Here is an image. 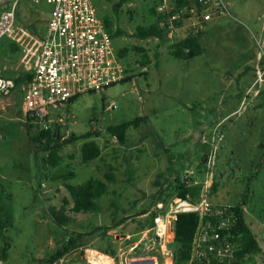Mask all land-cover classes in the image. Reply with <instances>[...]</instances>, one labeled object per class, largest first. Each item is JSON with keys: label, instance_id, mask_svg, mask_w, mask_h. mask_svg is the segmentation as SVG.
<instances>
[{"label": "rangeland", "instance_id": "rangeland-1", "mask_svg": "<svg viewBox=\"0 0 264 264\" xmlns=\"http://www.w3.org/2000/svg\"><path fill=\"white\" fill-rule=\"evenodd\" d=\"M92 1L102 18L109 16L114 31H124L114 39L113 46L117 52L127 49L122 58L127 79L103 92L84 93L67 107L65 136L94 132L91 138L100 144L102 155L84 163L83 140H74L61 151V168L74 171L71 183L97 177L107 181L110 191L98 201L99 212H74L63 180L54 178L56 169H44L42 158L46 153H36L25 125L20 92L6 97L8 103L0 108V223L6 222L7 227L5 238H0V264H40L39 260L50 258L69 234L100 226L115 244L116 257L97 248H85L54 264H91L90 249L109 256V264H131L142 258H155L156 264H166L168 260L173 264V258L163 253L164 242L155 227L156 216L165 215L175 196L166 190L164 197L168 200L155 203L153 195L161 189V183L166 189L167 181L173 180L178 170L182 179L190 171L203 179L213 136V183L218 186V174L221 192L235 201L253 178V195L245 219L264 249V166L257 172L264 149L251 146L264 143V110L258 111V102H264V71L249 69L258 62L264 70V37L260 33L264 0H225L232 16L214 19L219 20L206 33L203 53L192 59L173 55L174 40L136 35L138 27L154 23L153 10L158 0H126L119 13L113 11L119 0ZM18 10V25L31 29L35 35L45 30L50 5L22 0ZM20 56L18 44L3 36L0 75L17 77ZM251 79L257 94L255 89L243 91ZM130 120L139 121V126L128 130V143L123 145L107 128ZM98 131L99 136H95ZM204 135L207 141L203 140ZM111 170L115 181L106 178ZM66 199L65 214L72 220L60 225L52 208H61ZM153 210L157 212L155 225L142 228ZM123 218L126 220L116 225ZM174 227L165 236L172 252ZM99 233L85 234L83 242L106 244ZM252 261L249 258L245 262Z\"/></svg>", "mask_w": 264, "mask_h": 264}, {"label": "built area", "instance_id": "built-area-1", "mask_svg": "<svg viewBox=\"0 0 264 264\" xmlns=\"http://www.w3.org/2000/svg\"><path fill=\"white\" fill-rule=\"evenodd\" d=\"M21 1L0 0V39L7 35L21 48L19 68L26 76L21 86L24 121L43 128L64 126V130L71 99L103 92L122 82L127 68L92 0H31L36 5L51 6L45 30L38 35L17 24ZM156 14L166 37L174 43L203 33L215 18L232 16L225 0H158ZM16 90L15 78L0 75V101ZM215 140L213 136L210 141L212 149L205 161L203 179L195 171L183 177L188 185L201 186L199 196H175L165 215L156 216L155 231L164 242L167 258L174 255L165 240L167 232L173 230L178 213L193 212L199 216V224L189 264H232L237 260L232 235L237 223L234 204L213 200ZM159 206L163 207V203ZM249 258L255 259L254 264H264L260 253Z\"/></svg>", "mask_w": 264, "mask_h": 264}, {"label": "trees", "instance_id": "trees-1", "mask_svg": "<svg viewBox=\"0 0 264 264\" xmlns=\"http://www.w3.org/2000/svg\"><path fill=\"white\" fill-rule=\"evenodd\" d=\"M125 1L126 0H119L118 2L114 3L113 11L115 13H119ZM153 13L155 14L154 23H152L149 27H138L136 35L144 39L149 37L165 39L166 33L159 25L158 17L156 14V8L153 10ZM19 16L18 21L21 20ZM103 19L113 39L118 36H121L124 33L121 28H117L115 31L113 30V23L109 16H105L103 17ZM31 28L35 29V25L32 24ZM201 38L202 33L197 36H190L185 39H182L181 41L173 43L171 45V48L173 49V55L177 58L192 59L202 54L204 51V46L202 45ZM118 54L121 58H125V56L127 55V49H121L120 51H118ZM145 58L147 59L146 56ZM15 79L17 82V91H19L21 94V86L26 81V76L24 72L21 71L18 76L15 77ZM126 79L127 77H125L122 82H125ZM77 98L78 97H74L73 99H71L70 102L73 103ZM144 119L145 118H143V120ZM138 122L139 121L137 120L123 121L119 124L108 126L107 130L109 133L115 136L121 144L125 145L128 143V130L131 127H138ZM25 125L29 131L30 138L33 144L35 145V148L37 149L36 153L37 151H44L46 153V155L42 158L44 169H49L50 167L56 169V171L54 172V178L63 180L64 185L66 186L67 190L69 191L72 197V210L76 213L99 212L101 210V206L98 201L110 191L109 184L107 183V181L97 177H90L85 182L74 184L70 182V179L76 175L74 171L61 168V163L63 160L61 151L63 150V147L66 144L74 140H83L81 145V155L82 161L84 163H90L93 160L101 157L102 148L100 144L95 138H91L94 132L88 131L80 137L72 133L71 136L68 138L63 132L62 128L64 126L61 127L55 125L50 128H43L39 124H32L26 121ZM99 134L100 132L98 131L95 132L94 135L99 136ZM161 142L163 143V141ZM172 166L174 167V164ZM172 166L170 167L172 168ZM110 169L113 170V167L110 166ZM112 170L106 173V178L110 181H115V175L113 174ZM179 171L180 170L176 172L175 178L173 180L167 181L166 189H164V184L161 183V189L153 195L155 203H158L159 201L166 202L168 200L166 197H164L166 190L172 192L173 197L179 196L183 198L190 197L191 199H196L199 196L201 192V186L188 185L185 180L182 179L180 175H178ZM1 186L2 183L0 185V188H2ZM250 186V183H248L243 193L241 202L238 204H234V210L237 212V223L236 226L232 229V235L236 243L237 260L233 261L232 264H244L245 261H247V259H249L252 254L264 252L262 246L254 235L244 216L243 206L246 205L248 201L249 194L251 192ZM216 189L217 185L213 183V191H216ZM67 202L68 201L66 199L62 207L59 209L55 207L52 208L54 218L60 225H65L66 223L72 220L70 216H67L65 214V203ZM156 215V211H151L149 222L143 223L142 228L146 226H154V220ZM113 218H116V212L113 215ZM124 220H126V218H123L122 220L115 223L116 225H118V223H121ZM198 224L199 216L196 213H178V218L175 221L174 227L175 237L172 242V246L174 248L173 264H189V260L191 257L192 241ZM6 227V222L0 223V238H5L4 231ZM102 229L103 228L100 226L93 228L89 232L80 230L69 234L66 242L60 248H58L50 258L45 261L39 260L40 264H54L57 260L63 258L64 256L78 250L84 251L85 248H97L112 257H116L117 250L114 248L115 244L109 237L108 232ZM96 231L100 232L99 236L102 239L107 240L106 244H87L83 242L85 234L93 233Z\"/></svg>", "mask_w": 264, "mask_h": 264}, {"label": "crops", "instance_id": "crops-1", "mask_svg": "<svg viewBox=\"0 0 264 264\" xmlns=\"http://www.w3.org/2000/svg\"><path fill=\"white\" fill-rule=\"evenodd\" d=\"M20 15V14H19ZM18 15V16H19ZM217 20H219V19H216V20H212V21H210L208 24H207V26H206V28H205V30L203 31V33H202V38H201V42H202V45L205 47L206 46V41H207V39H206V33L208 32V29H210L211 28V26L212 25H214V24H212V23H214L215 21H217ZM18 21V20H17ZM260 33H261V35H263V37H264V24L262 25V27L260 28ZM16 43V42H15ZM19 46V45H18ZM249 69H251V70H254L255 69V71L256 72H263L264 70H262V63H256L255 64V67H253V66H251ZM248 69V70H249ZM251 81H252V79L251 80H248V82H247V84H246V88L244 89V87H243V91L246 93H249V92H251L252 90V88L253 89H255L256 90V94L258 93V90L255 88V86H253V85H251L250 83H251ZM256 81V80H255ZM254 81V82H255ZM248 84H250V85H248ZM264 93V92H263ZM16 94H17V90L15 91V92H13V94L9 97V98H11L12 96L14 97V96H16ZM6 103H8L7 101H6V99L4 98L2 101H0V108H2V106H5V104ZM258 104H259V110L258 111H260V110H264V102H262V101H259L258 102ZM253 105H254V103H253ZM252 121L254 122V120L252 119ZM252 122V123H253ZM263 140H264V138H263ZM251 146H253L254 148H258V147H261V148H263L264 149V143H257V144H254V145H251ZM259 149V148H258ZM260 151H262L261 149H259ZM262 166H264V154H263V157H261V159H260V161H259V163H257V167H258V169H257V172L259 173V172H261V167ZM252 179L253 178H251L250 180H249V182L248 183H250V187H251V192H250V194H249V198H248V201H247V203H246V205H244L243 206V209H244V216L247 214V212H248V207H249V204H250V202H251V197H252V195H253V192H252V184H251V181H252ZM217 182H218V186H217V189H216V191H213V197H215V196H217L218 194V196L217 197H215L216 198V202H227V203H232V204H238V203H240L241 202V200H242V196H243V193H244V191H245V189H246V187H247V185H248V183L246 184V187H245V189H244V191H242V193H238V199L237 200H235V201H231L230 199H228V197H225V195H224V193H222L221 191L223 190V187H222V184H221V182H220V180H219V176H218V174H217ZM219 197V198H218ZM251 220H253V221H256L257 219L255 218V217H251ZM254 233V232H253ZM255 235V234H254ZM264 250V249H263ZM260 254H262V255H264V252H262V253H260ZM253 261H255V259L253 260ZM252 261V263H249V262H245V264H254V262Z\"/></svg>", "mask_w": 264, "mask_h": 264}, {"label": "bare ground", "instance_id": "bare-ground-1", "mask_svg": "<svg viewBox=\"0 0 264 264\" xmlns=\"http://www.w3.org/2000/svg\"><path fill=\"white\" fill-rule=\"evenodd\" d=\"M90 261L91 264H109L111 262V259L109 256H106L104 254L98 253V251L94 249H90ZM171 261L169 260L166 262V264H170Z\"/></svg>", "mask_w": 264, "mask_h": 264}, {"label": "water", "instance_id": "water-1", "mask_svg": "<svg viewBox=\"0 0 264 264\" xmlns=\"http://www.w3.org/2000/svg\"><path fill=\"white\" fill-rule=\"evenodd\" d=\"M131 264H156L155 258H142L137 260H132Z\"/></svg>", "mask_w": 264, "mask_h": 264}]
</instances>
